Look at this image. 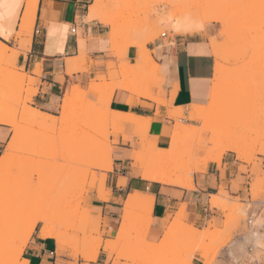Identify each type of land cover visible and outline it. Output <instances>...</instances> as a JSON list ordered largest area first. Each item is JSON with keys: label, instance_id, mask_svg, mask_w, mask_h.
I'll return each mask as SVG.
<instances>
[{"label": "rangeland", "instance_id": "1", "mask_svg": "<svg viewBox=\"0 0 264 264\" xmlns=\"http://www.w3.org/2000/svg\"><path fill=\"white\" fill-rule=\"evenodd\" d=\"M28 1L30 0H27L26 3ZM93 1L94 0H91L89 5ZM241 2L248 1H232V3ZM202 3L203 0H103L105 11L111 18L115 20L117 24L116 32L119 35L120 40L118 39V49H116L118 51L119 58L114 59V61L117 62V65L115 66L116 69H108V66L106 65L107 73H102L105 76L100 77V79H98V82L93 85L97 94L101 98H106V96L102 93L103 87L115 81L126 80V78L128 76H131L132 73L135 76L142 73L141 79H134L133 81L131 80V84L135 87V90H133L132 94L131 92H129L130 95L133 96L134 99L138 100L139 98H144L156 104V115H154V117L149 118H151L152 121H157L156 123H159L161 128H164L165 130L168 128H170V130H173L175 128H178L179 126L185 128L184 133L181 134V144H178V146L180 147L178 159L180 160L176 161L178 162V165L177 163H175L179 167V169H182L184 172L181 170H177L176 172L180 173L179 171H181L182 174L186 173L188 175V178L191 177V180H193L194 183L196 174L205 172L211 164H218V166L221 167L225 159H234L235 162L238 164L240 173L249 174V180L245 181L244 187H241L238 182H233L231 188L232 191H238L242 189L245 193L244 196L233 195L226 186H221L217 194L211 195V208H217L224 216L222 227H218L215 221L213 220L212 222H208L207 228L199 229L195 224L190 223L187 220L185 206H182L178 210L175 218L171 223L170 228L168 229L166 236H170L173 238L172 241L167 245L165 244L163 246L157 247V244H160L163 240H160V243H136V241L139 240V232L142 222L151 219L152 214L150 217L149 211H144L140 207H135L131 209L126 217L124 216V218H120L119 223L121 222L123 225L124 250L132 257L133 261L138 262V264H154V262L157 261L175 262L180 260H183L184 264H191L189 260V252L193 249L199 253V257L204 260V264H246L245 257L247 255V247L252 242L260 244L264 248V243H262L261 239L254 238L247 227L248 206L244 202L246 201V203H248L249 197L251 198V200L264 201V167H262L261 163L253 156V145L248 142L247 137L243 133L237 134L235 131L237 127L241 129L251 127L252 123H254L255 120H258V112L256 113L255 120L249 117V113L256 111V109L250 108L248 100L251 95H258V92L256 90L259 87V81L261 76L260 73H262L263 71L262 69H259L261 66L258 68H255L254 66L255 70L252 68L253 66L249 69L247 68V72L245 71V73V69H242V67L246 68L245 66H247L249 62H251L249 60V57L241 63L239 62L238 66H233V69L235 67H238V69L236 70H238V73L242 72V75H244V73L248 74V70L253 69L249 72V75H244L242 76L243 78L241 77L242 80H239L235 89L239 91V93L237 91L238 95L234 90V92L232 93L233 95H230L231 98L229 96L228 99L230 101V106L234 103L232 105L233 108L228 107L227 110L224 108L215 113L211 112L208 117L203 118L204 120H192L186 113H184L182 121H179V125L169 123V120L172 119V115L169 114V111H174L177 109V107L173 105L172 99L175 89H172L170 91L171 97L169 98L168 87L171 84L170 62L169 60H167L166 57L163 56L160 51V48H157L156 46L158 44V41L160 40H163L165 45H169L170 42L174 40L175 36L179 35V32L176 31L173 27V20L177 19L178 17H182L189 11L196 10L198 6ZM226 3L228 2L219 4L218 9L216 6L214 8L212 7L210 10L222 12L225 8L222 5ZM165 4L171 5V7L163 8L162 6ZM88 7L86 8V11H88ZM14 10L15 8L11 7L12 15L14 14ZM225 10L226 8L224 9V11ZM239 10H241V8H237L236 10L238 14L239 12L243 13L241 15L239 14L238 19L247 17V15L251 13V16H249V20H252L249 21L251 22V27L250 25H248L250 29L248 28L240 30L239 28L233 29L230 33H225L223 31V26L221 23L212 22L215 25H218L219 30L224 32L225 34V41L221 45V50H223V53L226 52L233 45L235 46L238 44L237 42L233 43L231 41L230 38L232 36L237 35L240 32L244 35L247 33L249 34L251 33L250 30L253 28L256 32L255 35H257V33L260 35L261 33L257 28H255L256 26L259 28V17H256L259 15V9L255 10V14L257 15H255L253 11L251 12V10L249 9L247 11L244 9H242L241 11ZM253 15L258 19L254 20L255 17H252ZM22 20L23 24L21 27H23L25 23V14ZM87 20L90 21L89 19ZM161 20L165 21V25L163 27L159 23V21ZM169 20H171L173 23H168ZM252 24L255 26H253ZM108 26H105L107 33L111 31V27ZM165 31L167 32V36H165ZM28 34L29 33H23L19 36L15 35L13 43L9 44L14 50V52L20 51V48H24L25 44L27 42H30V38L32 35L29 36ZM152 36H155V39H158L156 41L154 39L155 42L153 40L150 41ZM19 37H24V39L21 41V38ZM131 41H134L133 45L129 46ZM143 43H146L147 48L151 52L152 58L159 64V68L157 70L152 71L150 70L151 68L149 69L150 71L147 79H144L143 75L144 71H146L150 66H147V68L142 67L138 62H136V60L140 59L141 55L143 54ZM131 47L135 48V56L132 60H130L129 58L130 61L127 62L125 59L126 57H129L128 52ZM110 52H112V49H110ZM112 54L115 55L114 52H112ZM257 55L259 56L257 57ZM256 57V60L253 61V65L260 64L259 61L262 55L256 54ZM83 62L82 63L84 64V66L82 67V69L88 70V67L85 66L86 61L84 60ZM244 62L248 64L246 65L244 64ZM82 63L81 65H83ZM124 65L126 67H123ZM33 74L39 75V73L34 72ZM97 77H99L98 74ZM216 79L217 78L214 73L213 87L218 82ZM36 82L37 78L33 76L32 73L26 72L24 66L19 65V58L17 57V55L12 57L0 55V96H4L10 92L17 97H19L21 94L26 97L29 91L33 92L35 89L38 90V88L36 87ZM74 86L75 85H73V87ZM65 94H67V92ZM234 94H236V96H234ZM233 97H237V99L241 98L244 102L238 99L241 103L240 105H235V102L237 101ZM211 99L212 97H210L208 102L203 105H211ZM3 108L5 109V111H7L6 100L4 102ZM160 108H163V110L165 109L166 115H160ZM185 109L187 110L186 107ZM109 115L110 114H108L107 109L103 114L97 115L88 100H81L80 97L74 100L71 111L68 114L66 121L62 124L63 141L71 145L68 156L66 157L69 162V165L71 164L72 160L76 161L83 159L82 156H84V159H87L90 166H92L91 162L93 161V166H95L96 163H98L99 165H103L102 163H104V156L102 148L97 151L99 155L98 153H96L93 156L85 157V154L82 155V152L79 151L80 149L78 145L79 142L83 140H90L93 136L94 131H99L100 129L106 131L107 124L109 122ZM152 121L151 124H147L148 126L143 125L138 127L132 124H119L118 131L120 132V134L127 135V137L131 139L128 140L129 145L132 146L130 148L131 155L129 157V162L134 163L136 169L138 166H140L141 162H144L145 159L148 160L152 157H155L158 152L157 149L150 146V144H152L155 140L154 134H152ZM113 123L117 124L114 121ZM29 125L30 123H28L26 126L28 127ZM188 126H190V130L192 129L191 131L189 130ZM193 129L196 131L200 129L199 134L201 132L202 133L200 134V139L196 138L192 142L190 141V138L192 137ZM36 130L37 131L31 134L33 139L30 137L27 143L23 141L24 144H27H23V146L28 147L26 152H23L22 154L18 153L16 157V159L22 160L27 158L26 165H24L25 167L22 166L19 169L16 167H11L7 169L0 177V186L4 187L3 192L8 194L7 197L10 198L12 205L16 206L19 201L18 197L20 194H17L15 191L12 192V190H14V187L16 188L17 185H19V188L23 189L24 192L29 191L31 193L32 191L30 185L31 178L33 175H36L38 178H40V180H42V193L40 192L39 194H36L40 197H43V194H46L47 192L56 189L58 185H64V191L68 195V199L64 203L65 206L69 209L73 220L70 223L64 224V235L62 237L64 240L63 243H65L62 246L57 245L56 264H66V261L63 260V257L67 259H82L84 258L85 254H91L92 252V248H86L83 241H81L80 245L77 246L75 243V237L68 235V233H75L77 231L83 234L84 229L88 228L87 221L86 219H84L87 213V208L86 206H82L80 203V200H82L83 197L76 199L73 195V185H71V179L77 174V169L75 170L70 166H65L57 162V153L53 141V129L47 127H39ZM255 131L257 143H259L262 133L258 125ZM167 134L169 135V137H171V132H167ZM202 136L207 137L206 144L194 151V143L199 144ZM170 139L171 138L168 139V145ZM227 140L229 141L228 143H235L236 140V143H238L242 148L245 157L242 158L240 163L237 162L238 157L235 152L231 150L224 151L225 143H227ZM157 148H159V146H157ZM28 151L31 153H29ZM199 152H202L203 154L200 155L198 154ZM73 155L74 159L76 160L72 159ZM133 155H137V157L139 156L138 159L133 158ZM248 160H251L250 164L245 163V161ZM203 165L204 167H202ZM242 166L245 169L244 171H241ZM176 169L177 168H175L174 170ZM196 169L200 170L197 171ZM136 178L141 182L140 189L142 193H148L146 187L154 184H160L154 181L142 179V177ZM105 183L109 192L111 193V181L107 179V176L105 179ZM66 184L69 187H67ZM85 184L87 185L88 189H91L93 187V182L87 179V173H84V177L81 180V188H83ZM44 187L47 191L44 189ZM194 188L195 185L191 189ZM24 192H22V196H24ZM31 195L35 196V194L33 193H31ZM103 223L106 227V231L101 230L103 235H112L113 233H116L117 235L120 234V229L116 227H110L109 223L105 218H103ZM192 228H198L199 233L201 235H204L203 239L196 240L194 238V234L192 233ZM91 235V230H89V239L91 238ZM78 253L79 256L77 255ZM4 257L11 258V255L8 251L1 253L0 262Z\"/></svg>", "mask_w": 264, "mask_h": 264}, {"label": "snow or ice", "instance_id": "2", "mask_svg": "<svg viewBox=\"0 0 264 264\" xmlns=\"http://www.w3.org/2000/svg\"><path fill=\"white\" fill-rule=\"evenodd\" d=\"M223 7H236L241 9H259V30L261 32V48L264 50V0H259V3L241 2V3H226ZM0 7H19L18 4L6 5L4 0H0ZM159 7V6H157ZM163 8H170L171 5H163ZM0 18H3L0 16ZM11 18V17H10ZM161 26L165 25V21H159ZM168 23H173L171 20ZM176 31L181 30L178 22L173 23ZM185 31H194L197 34V39L201 41L202 47L206 51L195 53L213 58L218 72L219 65L224 62L219 50V46L225 41L224 32L219 30V26L212 22L195 23L184 29ZM251 38H255V29H251ZM0 36H3L7 41L9 37L4 31H0ZM165 36L167 32L165 31ZM100 44L104 43L102 37L97 38ZM161 43V41H158ZM214 49L216 51L214 52ZM253 49H248L247 55L253 54ZM101 60L98 63L104 64ZM213 60H209L207 65V75H214L212 69ZM98 68L97 71H102ZM55 80H59L57 75ZM100 79V77H97ZM75 84L76 88H73ZM92 76L85 75L78 82L73 79L71 84L65 85L67 95L61 92L59 96L54 95V88H44L42 92H37L34 96L31 91L24 97L22 94L17 97L12 93H7L0 96V111H3L5 100L7 101L8 115L0 119V154L7 156L14 146H16L21 135V129L30 122V117L40 113L44 116L48 125L53 129L54 147L57 153V162L65 166H70L77 169L78 172L72 178L73 195L76 199L83 197L80 200L82 206H86V219L88 228L84 229L83 234L79 231L68 233L75 237L77 246L83 241L85 247H91V254H85L84 258L76 259L69 258L66 264H138L134 262L132 257L125 252L123 244V225L118 223L116 227L120 229V234L113 233L112 235H103L101 230L106 231L103 223V218L106 214L104 207H95L94 204L100 201H112L115 197L109 192L105 183V178L112 182L113 189L123 188L134 177L144 176V179H152V177L144 175L136 170L134 163L129 162L131 152L127 135H121L118 131L119 123L114 124L113 118L109 115L107 130L100 129L94 131L90 140L79 142V149L85 154V157L97 153L102 148L104 156L103 165L90 166L87 159L72 161L69 165L66 157L68 156L71 145L65 143L62 138V124L67 118V97L73 91L79 89L86 93V99L94 108L97 115L103 114L108 106V99L101 98L94 87ZM115 87L113 91H115ZM211 89L212 81L208 83ZM258 95H251L248 103L250 108H255L256 111L250 112L249 117L255 120L258 112V120L252 123L251 127L241 129L236 128V133H243L250 144L253 145V156L257 159L261 166L264 167V71H262L259 81V87L256 90ZM115 95H113V100ZM113 106H115L113 104ZM23 109V110H21ZM91 122V121H90ZM259 127L262 135L259 143L256 138V127ZM207 142V137L202 136L199 144L193 145L194 151L204 146ZM224 150L227 148L225 146ZM198 154L202 155V152ZM242 158L238 157L237 162L240 163ZM250 164L251 160L245 161ZM126 170V171H125ZM241 167V171H244ZM87 173V179L93 182L91 189L85 184L81 188V180ZM235 175V173H233ZM119 177V182L116 178ZM32 193L39 194L42 191V183L40 178L33 175L31 178ZM159 195V193H158ZM68 199L67 193L64 191V185H58L56 189L47 192L43 197L39 195L29 196L22 203L13 206L10 198L6 197L3 190L0 189V252L7 249L11 255V259L7 264H32L33 256H46L48 253L45 250L47 238L53 232L59 233L55 238L57 241L62 239L63 228L65 223H70L73 217L69 209L65 206V201ZM121 215H124L123 206ZM111 210L109 209V212ZM168 223H171L169 220ZM168 223L152 217L142 222L139 232L138 244L159 243V237H165L168 232ZM91 230V238L88 237V231ZM153 236L156 240H153ZM79 256V253L77 254ZM199 259V253L196 250L189 252V260L191 264H196ZM36 264H48L46 259L38 260ZM154 264H184L183 260L175 262H154Z\"/></svg>", "mask_w": 264, "mask_h": 264}, {"label": "crops", "instance_id": "3", "mask_svg": "<svg viewBox=\"0 0 264 264\" xmlns=\"http://www.w3.org/2000/svg\"><path fill=\"white\" fill-rule=\"evenodd\" d=\"M26 1L4 0L6 5H19V7H15L13 15L11 7H0V16L3 17L0 18V31L6 32L9 37L6 41L3 36H0V40L8 45L13 43L17 31L21 29ZM90 1L39 0L34 31L28 45L30 49L20 48V51H18L23 53L19 59V65L24 66L26 72L32 73L37 78V92H42L44 88H54L53 94L59 96L61 92H67L65 85L71 84L73 79L79 82L85 75L92 76L95 84L98 82L97 74L107 73L106 65L115 62L114 59L117 57L110 52L111 45L108 38L110 31L107 33L105 27L108 25L97 19L90 21L86 19L88 13L86 8L91 5H89ZM98 37L104 39L103 44L99 43ZM19 38H21V41L24 39V37ZM81 40H83V50H81ZM160 41L161 43H158L156 47L160 48L163 56L170 62L171 84L168 87V97H171L170 91L175 89L172 97L173 105L175 107H186L187 110L194 105L204 106L203 104H206L211 97L214 77V75L212 77L207 75V65L209 60H213L212 69L215 73L214 59L195 54L206 51L202 47L201 41L197 39L196 33H179L169 45H165L163 40ZM80 56H85L88 70L78 69L73 73H68L67 61ZM128 56L131 60L134 58L135 48L131 47L129 49ZM101 60L105 61L102 65L98 63ZM37 65H41L42 68L39 75L33 74ZM98 68L103 70L97 71ZM57 75L60 76L59 80L54 79ZM210 80L212 81L211 89L208 87ZM129 92L128 90L118 89L114 93L115 99H112L110 103L111 110L134 113L145 117L156 115L157 106L150 100L139 98L138 100L135 99L134 104H129V99L133 97ZM160 109V115H166L165 109ZM156 122H152L154 141L158 142L159 149H168V139L171 137L167 132H171L172 135L174 129L170 130L168 128L165 130ZM122 124L132 123L128 121ZM248 176V173H240L238 164L234 159H225L221 167L218 164H211L205 172L196 174L193 183V187L195 185L194 189H191L193 187L157 182L160 184L146 187L148 193L144 194H150L153 197L152 217L164 223H168L169 220L172 223L178 210L185 206L187 220L199 229L207 228L208 222L213 220L218 227H222L224 216L217 208H211V195L217 194L221 186H226L233 195L244 196L245 193L242 189L232 191L231 188L233 182H238L241 187H244L245 181L249 180ZM116 182H119V177L116 178ZM140 184V180L134 177L123 188L113 189L111 182V194L115 199L110 202L105 200L94 204L95 207H104L105 212L108 213L104 218L110 227H116L120 218L122 219L121 206H123L125 214V206L129 197L136 193H142ZM171 223H168L169 228ZM161 238L159 237V241ZM153 240H156L155 236H153ZM57 245L55 239L47 238L44 247L48 255L33 256L32 264H36L38 260L42 259H46L48 264H56ZM63 260L67 261L68 259L63 257ZM196 264H204V260L199 257Z\"/></svg>", "mask_w": 264, "mask_h": 264}, {"label": "bare ground", "instance_id": "4", "mask_svg": "<svg viewBox=\"0 0 264 264\" xmlns=\"http://www.w3.org/2000/svg\"><path fill=\"white\" fill-rule=\"evenodd\" d=\"M232 1L233 0H203V3L200 4L196 10L189 11L188 13H186L185 15H183L182 17H178L177 19H174L173 21H174V23L178 22L180 24L181 30L178 31L179 33H190V34L196 33V32L191 31V30L185 31L184 29L187 28V27H189L190 25H194L195 23H201V22H203V23L219 22V23L222 24L223 31L225 33H230L233 29H239V28H240V30L248 29L249 28L248 25H250V27H251V22H249V21H252V20H249V16H251L250 15L251 13L249 15H247V17H243L242 19H238L239 14L241 15L243 12H239V14H238V12L236 11L237 8H235V7H228V8L225 7L226 10L227 9L228 10L226 12V10L224 11V9H225L224 8L223 11H222L223 13L221 11L217 12L216 10L215 11L214 10H212V11L210 10L212 7L214 8L216 6H217V9H218L219 8L218 5L221 4V3H224V2H228V3L231 2L232 3ZM234 1H236V0H234ZM246 1H248V2H254V3H257V4L259 3V0H246ZM38 3H39V0H30V1H28L25 4V7H26V10H25V23H24L23 27H21V29L19 31H17L16 35L19 36V35H22L23 33H29L28 34L29 36L32 35V33H33V27H34V24H35V21H36V11H37V8H38L37 7L38 6ZM241 10H239V11H241ZM244 10L247 11L248 9H244ZM249 10H251V12L253 11V13L255 14L256 13L255 10H258V8L257 9H249ZM255 15H257V14H255ZM23 17H24V15H23ZM252 17H255V16L253 15ZM256 17H259V15L256 16ZM256 17H255L254 20L258 19ZM87 19H89V20L97 19L100 22H102V23H104L106 25H109L111 27V31L108 34V38H109V41L111 42V45H112L111 46L112 52H114V54L116 55V57L118 59L119 58V54H118V51H117V49H118L117 48V45H118L117 43H118L119 35L116 32V30H117V24H116L115 20L113 18H111L108 15V13L105 11V7H104V4H103V0H94L91 3V5L89 6V9H88V13H87ZM258 23H259V19H258ZM253 26H255V25H253ZM255 28H257L259 30V28L257 26ZM157 35H158V33H157ZM155 36L154 37L152 36V38H151L150 41H152V40L154 41ZM230 39H231V41L233 43H236L237 42L238 44L235 45V46L233 45L231 48H229L224 53L222 52L223 50H221V45L219 46V50H220V53H221V56H222V60L224 62H222L219 65L218 72H217L216 65H215V75H216V78H217L216 80L218 82H217V84L212 89V93H211L212 103H211V105H209V106H197V105H194L193 107H190V109H188V110H186L185 107L184 108L183 107H177L176 110L169 111V114L172 115V119L169 120V123L175 124V125H179L180 124L179 121H182L183 116H184V113H186L190 117V119H192V120H201L203 118L208 117L209 114H211V112L215 113V112H217V111H219L221 109H224V108L227 110L228 107L229 108L230 107L233 108L232 105L234 103L230 106V101H229L228 98H229L230 95H233L232 93L236 89L239 80H242L241 77L244 76V75H246V76L249 75L250 74L249 72L254 69V66H255V68H258V67L261 66L259 69H262L264 71V50H262V48H261V33H260V35L257 33V35H255V38L253 39V38H251V33H249V34L247 33V34L244 35V34H241V32H240L239 34L232 36ZM133 42L134 41H131L129 46L133 45ZM29 43L30 42H27L25 44L24 49H26V50H29L30 49V47H28ZM81 46H82V49L81 50H83L84 49V47H83L84 46L83 45V40H81ZM248 49H253L254 50L253 54L247 55ZM215 51H216V49H214V52ZM82 53H83V51H82ZM22 54L23 53H18L17 51L14 52V50L11 48V46H9L8 44H6V43H4L3 41L0 40V55H5L7 57H12V56L17 55V57L20 59V57H21ZM256 54L262 55L261 59L259 58L260 59V61H259L260 64L259 65H253L254 64L253 61H255L256 58L259 56V55H257V57H256ZM81 55H83V54H81ZM248 57H249V60L251 62H249L247 60L249 62V64L246 63L247 62L246 61V62H244V64H246V65L248 64L247 66H245L246 68L242 67V69H245L244 72L245 71L247 72V68L249 69V68H251L253 66L252 67L253 69L248 70L249 71L248 74H245L246 72L244 73V75L241 74L242 72L241 73H238V70H236V69H238V67H235L233 69V66H238L239 62L241 63L242 61L246 60V58H248ZM84 60H85V56H80V57H77V58H73V59L68 60L67 61V72L68 73H73L76 70L80 69V67L82 69V67L84 66V64H83L84 63L83 62ZM125 60L128 62L131 59L129 60V57H126ZM136 62H138L142 67H146L147 68V66H150L146 71H144V75H143V78L144 79L145 78L147 79L150 70L153 71V70H157V68H158V64L152 58L151 52L147 48L146 43H143V54L141 55V58L140 59L136 60ZM136 62H134V63H136ZM81 63L83 65H81ZM244 64H243V66H244ZM256 64H258V63H256ZM116 65H117V62H110V63L107 64L108 69L109 68H115ZM132 65H134V64H132ZM123 67H126V66L124 65ZM41 69H42L41 68V65H37L35 67V69H34V73H39L40 71H42ZM130 70H131V68H130ZM125 72H126V70H125ZM252 73H253V71H252ZM98 75H99V77H104L105 76L102 73H98ZM250 77H251V75H250ZM141 78H142V73L141 74H138L136 76L133 75V73H132L131 76H128L126 78V80L115 81V82H113L111 84H108V85H106L105 87L102 88V93L106 96V98L109 101L108 106H107L108 114H110L112 116L114 122L121 124V123H124V122H128L129 121L132 124H134V126H137V127L138 126L147 125L148 123L151 124L152 119L149 118V117L139 116V115H136L134 113L117 112V111L111 110V108H110V103H111V101L113 99V95H114V93L118 89H124V91L125 90H128L130 92H133V90H135V87L132 86L131 80L133 81L134 79L137 80V79H141ZM114 86H116L115 87V91H113ZM73 88L75 89L76 86H74ZM235 91H236V94H237V91L238 90H235ZM36 93H37V89H35L32 92L33 96ZM238 93H239V91H238ZM236 94H234V96H236ZM239 95H241V94H239ZM78 97H80L81 100L82 99L84 101L87 100L86 99V93L80 91L79 89H76L75 91H73V93L71 95H68V97H67V116H68V114L71 111V108H72V105H73L74 100L76 98H78ZM230 98H231V96H230ZM233 98H235V100L237 101V102H235V100H234L235 105H240L241 102L238 99H240V100H242V99L241 98H238L237 99V97H233ZM230 100H232V99H230ZM135 101L136 100L134 99V97L133 98L131 97L129 99L128 103L129 104H134ZM7 115H8V112L5 111V109L3 111H0V119H3ZM66 119H65V121H66ZM29 123H30V125L28 127L26 126V127H23L21 129L20 138L18 139L16 146L13 147V149L11 150V152L7 156H4L3 154L0 156V177L2 176V174L7 169H9L11 167H16V168L19 169L20 167L26 165L27 158L26 159H23V160L22 159H16L18 153H21L22 154L23 152H26V150L28 149L27 146H23V144H24L23 141H25L27 143V141L30 139V137L32 138L31 134L33 132L37 131L36 129L39 128V127H42V128H44V127L45 128L46 127L47 128H52L50 125H48V123L46 122L44 116L42 114H40V113H37V114L32 115L30 117V122ZM189 127L190 126H188V128ZM189 130H190V128H189ZM199 130L196 131V130L193 129V133H192V137L190 138V141L193 142L196 138H199L200 139V137H201L200 134L202 132L199 134ZM184 131H185V128H183L181 126H179L178 128H175L173 130V133L171 135L170 144H169V148L168 149H159V148H157L158 143L156 141H154L152 144H150L151 147H154L155 149L158 150L156 156L155 157H152L151 159H148V160L145 159L144 162H141L140 166H138V169H137V171L142 172L144 175L149 176V177H152V179H145V180L156 181V182L166 183V184L182 185V186H185V187H193V180H191V177H189L190 178L189 179L188 178V175L186 173H183L182 174L181 171H183V170L182 169H179V167L177 166L178 165V162H176L177 160L178 161L180 160V159H178V157H179V149H180V147L178 146V144H181L180 143L182 141L181 134L184 133ZM128 140H131V139L128 138ZM30 142H32V141H30ZM228 142L229 141L227 140V143ZM236 142L237 141L235 140V143H228V144L225 143V146H226L227 150H231V151L235 152L237 154V157H240V158L245 157L244 154H243L242 148ZM24 145H27V144H24ZM31 145H32V143H31ZM29 147H30V145H29ZM79 151H78V153H79ZM29 153H31V152H29ZM21 154H19V155H21ZM75 154H77V153H75ZM83 154L84 153H82V155ZM30 155H32V154H30ZM98 155H99V153H98ZM91 156H93V155H91ZM82 157L84 159V156H82ZM138 157H137V155H135V156L133 155V158H135V159H138ZM221 157H222V154H221ZM72 159H74V155H73V158ZM74 160H76V159H74ZM93 162H91L92 166H93ZM103 162H105V161H103ZM175 163H177V165ZM97 164L98 163H96L95 165H97ZM102 164H104V163H102ZM174 167L177 168V169L174 170L175 169ZM202 167H204V165ZM18 169H16V170H18ZM177 170H181V171H179L180 173L176 172ZM199 170H197V171H199ZM71 172H73V171H71ZM141 177L144 178V176H141ZM67 182H68V180H67ZM67 187H69V186L67 185ZM0 189H2L4 191V187L3 186H0ZM44 189H45V187H44ZM9 190H8V192H9ZM14 191L17 194H20L19 197H18L19 198V201H18L17 204L22 203L32 193V192L30 193L29 191L28 192L27 191L24 192L23 189H20L19 188V185H17L16 188L14 187V190H12V192H14ZM5 192H6V190H5ZM22 192H24L23 193L24 196L21 195ZM25 193H26V195H25ZM4 194H5L6 197L8 196V194H6V193H4ZM33 194H35V193H33ZM43 195H45V194H43ZM31 196H33V195H31ZM135 207H140L144 211H149L150 217H151L152 208H153V197L150 194H144V193H136L134 195H131L129 197V199L127 200V203H126V206H125V214L123 215V217L124 216L126 217L127 214L129 213V211L131 209L135 208ZM192 233L194 234V238L196 240L203 239V237H204V235H201L199 233L198 228H192ZM57 235H59V233L53 232L51 235H49L48 238H54L56 240L55 237ZM172 238L173 237L166 236L163 239V241H161V243L159 242L160 244H157V247L163 246L165 244L166 245L169 244L172 241ZM63 241H64L63 240V237H62V239L60 241H57L56 240V242L58 243V245H61V246L65 243V242L63 243ZM4 252H7V249H5L4 251L0 252V254L1 253H4ZM10 259L11 258L4 257L1 260L0 264H7V262Z\"/></svg>", "mask_w": 264, "mask_h": 264}, {"label": "built area", "instance_id": "5", "mask_svg": "<svg viewBox=\"0 0 264 264\" xmlns=\"http://www.w3.org/2000/svg\"><path fill=\"white\" fill-rule=\"evenodd\" d=\"M247 207V227L254 238L264 243V201H244ZM56 255V254H55ZM246 264H264V248L255 242L247 247Z\"/></svg>", "mask_w": 264, "mask_h": 264}]
</instances>
